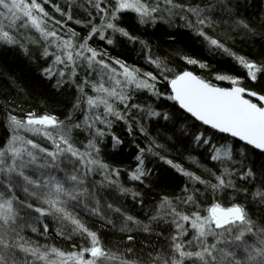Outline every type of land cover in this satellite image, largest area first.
I'll use <instances>...</instances> for the list:
<instances>
[{"label":"snow or ice","instance_id":"snow-or-ice-1","mask_svg":"<svg viewBox=\"0 0 264 264\" xmlns=\"http://www.w3.org/2000/svg\"><path fill=\"white\" fill-rule=\"evenodd\" d=\"M176 19L190 51L137 34ZM0 50L76 92L63 119L0 104V264H264V0H0Z\"/></svg>","mask_w":264,"mask_h":264},{"label":"trees","instance_id":"trees-1","mask_svg":"<svg viewBox=\"0 0 264 264\" xmlns=\"http://www.w3.org/2000/svg\"><path fill=\"white\" fill-rule=\"evenodd\" d=\"M198 2V0H197ZM259 0H257V3ZM256 12V8H249L248 13L250 15ZM133 16L130 14L126 17V21L132 22ZM183 22L179 19L173 21L170 27L167 24H158L156 28L151 26L140 27L137 26V34H143L144 39H149L153 44L154 51L159 52H173L177 49H183L185 51L191 50L192 40L191 32L182 28ZM79 30V26H77ZM250 44H255V47H250ZM237 48L242 49L245 52L251 51L257 53L260 50V38L257 37L253 41H245L241 43L237 41ZM139 49V45L136 46ZM117 52H124V58L127 59L129 64L136 63L138 57L136 51H129L122 47H118L113 51V55ZM207 54L205 53V56ZM50 63V61H48ZM47 63L44 61H31L19 50H0V104L4 101L18 98L22 99L23 96L17 97L18 88H22L28 94L29 103L24 104V108H35L38 112L42 110V107L46 104L49 109H56V114L60 116L61 119L67 114L71 108L72 102L75 99L76 92L74 88L62 87L56 89L53 85L56 83L55 78L52 80H47L42 78L40 74V68L46 67ZM140 67H145L142 61L139 62ZM221 67V65H217ZM190 70H194L197 74H200V70L189 66ZM221 86H227L221 84ZM158 103H164L165 106L170 111H175L176 108L170 101H158ZM2 114H0V119H2ZM179 121L177 122V127H179ZM123 131V125L116 128V132L119 135ZM0 133H2V128H0ZM125 140V144L121 150L113 152L110 147L105 149V158L109 163L118 165L121 168L133 166L131 159L132 154L135 149L130 148L131 138L122 136ZM83 139V137H81ZM193 155H199V153L194 152ZM178 163H182L186 168L193 167L189 161L184 158H178ZM152 167V164H149ZM160 171L165 173L161 177L162 182H167L171 179L173 175L178 176L174 170L169 169L166 165H161ZM122 179L126 180L127 177L122 174ZM96 179H100L99 176ZM130 202V201H129ZM33 238H36L33 236ZM60 246H63L62 244Z\"/></svg>","mask_w":264,"mask_h":264}]
</instances>
